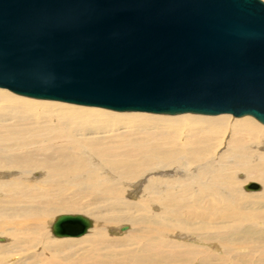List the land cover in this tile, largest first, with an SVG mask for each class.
<instances>
[{
  "label": "bare ground",
  "instance_id": "bare-ground-1",
  "mask_svg": "<svg viewBox=\"0 0 264 264\" xmlns=\"http://www.w3.org/2000/svg\"><path fill=\"white\" fill-rule=\"evenodd\" d=\"M155 115L0 88V236L11 240L0 239V264H264V126ZM252 182L261 188L242 192ZM118 203L129 211L101 215ZM72 213L93 231L82 238L88 218L82 236L49 239L52 219ZM166 220L206 236L174 230L169 241L152 228ZM128 222L137 234L109 238Z\"/></svg>",
  "mask_w": 264,
  "mask_h": 264
},
{
  "label": "water",
  "instance_id": "water-1",
  "mask_svg": "<svg viewBox=\"0 0 264 264\" xmlns=\"http://www.w3.org/2000/svg\"><path fill=\"white\" fill-rule=\"evenodd\" d=\"M0 88L118 112L252 117L264 126V1L0 0ZM90 224L65 214L50 230L79 237Z\"/></svg>",
  "mask_w": 264,
  "mask_h": 264
},
{
  "label": "rangeland",
  "instance_id": "rangeland-1",
  "mask_svg": "<svg viewBox=\"0 0 264 264\" xmlns=\"http://www.w3.org/2000/svg\"><path fill=\"white\" fill-rule=\"evenodd\" d=\"M263 1V0H262ZM155 116H157V115H155ZM159 116H164V115H159ZM230 120H232L233 119V117H231L230 116V118H229ZM235 119V118H234ZM253 119V118H252ZM254 120V119H253ZM255 121V120H254ZM257 122V121H256ZM263 126V125H262ZM252 183H254V182H252ZM246 186V185H245ZM244 186V187H245ZM244 187L242 188V192H244V193H248V192H246L245 190H244ZM261 188V187H260ZM136 191H134V190H132V189H129V190H127L126 192H125V194H124V200L125 201H127V202H133V203H137L136 201L138 200V194H139V190L140 189H135ZM132 193V194H131ZM127 207H129V206H126V207H124L123 205H120V203H118V210H116V208L115 209H113V211H110V212H104V210H103V212H101V215H104V214H107V213H111L112 212V214L113 215H116L118 212H116V211H119V213L118 214H121V212H125V211H123V210H128L129 211V209L127 208ZM156 208L154 207L153 209H152V213H155V214H157L156 213ZM73 214H80V213H72V215ZM59 215H62V214H59ZM58 215V216H59ZM80 215H82V216H85L84 214H80ZM57 216V215H56ZM87 218H89L90 220H92V222H93V227H92V229H90L89 231H88V233L86 234V235H84V236H82V238H84V237H86V236H88L92 231H93V229H94V226H96V223H95V221H94V219L93 218H91V217H89V216H86ZM53 220H54V218L52 219V221H51V223H50V226H51V224H52V222H53ZM162 224V225H161ZM109 226H111L112 228H109L107 231H108V233H107V235L109 236V238L110 239H113V240H116V239H119V238H123V237H126V236H128V235H135V234H137V232L135 231V230H133V228H132V225L128 222V223H119V224H112V225H109ZM120 226V227H119ZM119 227V228H118ZM123 228V227H127L128 229L126 230V231H124V232H121V234H120V236H117L116 234L117 233H115V231L117 230V229H120V228ZM117 228V229H116ZM152 228H153V230L155 231V232H157L158 234H166L164 237H165V239H167V240H169V238L172 236V234H174V230H180V231H177L176 232V234H191L194 238H197V236H199V235H201V236H206V234H205V232H201V231H198V230H190V232H184V231H182L180 228H179V226H176V225H174V221H170V220H166V221H160V222H158V223H155V225H153L152 226ZM113 229V230H112ZM115 230V231H114ZM138 230V229H137ZM180 232V233H179ZM152 233V232H151ZM122 234H125V235H122ZM154 234V233H153ZM48 237H49V239H52V240H60V239H58V238H55L52 234H51V232H50V227H49V232H48ZM160 237H162V235H160L159 236V238ZM81 237L80 238H69L70 240H74V241H76V240H79V239H82ZM159 238H156V240L154 241L155 242V244L157 245V243H159ZM0 239H2L3 240V242H2V244L3 245H6L8 242L10 243V241H8V238L6 237V236H0ZM127 239V238H126ZM170 241V240H169ZM174 242V241H173ZM193 242V241H192ZM1 243V242H0ZM8 243V244H9ZM194 243V242H193ZM114 249H116V251H120L119 250V248H114ZM133 249H135V248H133ZM136 250H138V249H136ZM16 255H19V257L20 258H22L23 257V259H24V257L25 256H23V254L22 253H15ZM15 254H10V255H15ZM111 255V253H107V257L108 256H110ZM8 257V256H7Z\"/></svg>",
  "mask_w": 264,
  "mask_h": 264
}]
</instances>
